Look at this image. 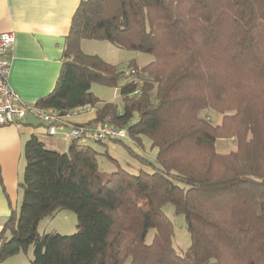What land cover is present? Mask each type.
Instances as JSON below:
<instances>
[{
    "label": "trees",
    "instance_id": "trees-1",
    "mask_svg": "<svg viewBox=\"0 0 264 264\" xmlns=\"http://www.w3.org/2000/svg\"><path fill=\"white\" fill-rule=\"evenodd\" d=\"M107 1H81L62 72L36 104L63 116L91 105L86 125L107 123L138 142L146 136L156 165L136 155L153 171L105 176L93 147L74 140L61 153L33 137L20 208L0 232V264L31 246V264H264V0H114L111 12ZM83 40L154 59L126 76L86 54ZM94 83L118 88L123 110L100 103ZM208 109L221 124L202 115ZM232 138L238 150L219 154L217 140ZM168 203L187 224L183 253L173 246ZM65 210L77 215V233L38 232Z\"/></svg>",
    "mask_w": 264,
    "mask_h": 264
},
{
    "label": "crops",
    "instance_id": "crops-1",
    "mask_svg": "<svg viewBox=\"0 0 264 264\" xmlns=\"http://www.w3.org/2000/svg\"><path fill=\"white\" fill-rule=\"evenodd\" d=\"M81 1L0 0V34L15 35L10 84L26 103L36 104L55 88L63 68L65 40ZM93 118L76 116L69 122L86 125ZM33 137L61 153L73 142L62 135L50 137L46 126L33 116L21 124L0 127V232L11 212L19 209L24 146Z\"/></svg>",
    "mask_w": 264,
    "mask_h": 264
},
{
    "label": "rangeland",
    "instance_id": "rangeland-1",
    "mask_svg": "<svg viewBox=\"0 0 264 264\" xmlns=\"http://www.w3.org/2000/svg\"><path fill=\"white\" fill-rule=\"evenodd\" d=\"M105 9L109 12L116 6L114 0H108ZM82 50L89 55H97L107 63L116 66L119 72L128 70L133 66L139 69L145 67L153 61V56L140 51H130L121 49L108 41L83 40ZM138 70V69H137ZM93 95L103 104H114L119 111L124 108V102L120 96L119 89L106 84L94 83L92 85ZM94 113L85 116H93ZM203 116L208 115L214 124H221L222 116L208 109L203 112ZM62 134L59 133L58 136ZM50 138V137H48ZM80 144L93 147L98 155L99 167L105 176H109L118 170H126L136 174L140 169L152 172V166L140 162L136 155L146 158L150 164L156 165L157 149L152 146L149 138L142 136L140 141H135L128 137L123 144L120 142L108 141L104 143L95 142L86 139H80ZM217 152L222 155L229 154L238 150L237 139H219L216 142ZM115 161H114V160ZM21 196L19 199V208ZM163 211L173 223L175 232L173 236V246L180 253L185 252L191 244L190 235L187 230V224L183 215L176 214L174 205L168 203L163 206ZM78 219L73 211H61L55 216L47 217L42 220L38 226V232L41 235L58 233L64 236H70L77 233ZM155 230H151L147 236V243H151ZM34 260V247L31 246L26 252H21L16 256L7 259L2 264H31Z\"/></svg>",
    "mask_w": 264,
    "mask_h": 264
},
{
    "label": "built area",
    "instance_id": "built-area-1",
    "mask_svg": "<svg viewBox=\"0 0 264 264\" xmlns=\"http://www.w3.org/2000/svg\"><path fill=\"white\" fill-rule=\"evenodd\" d=\"M14 46L15 35L13 32L0 34V127L21 124L29 116H33L46 126L50 137L58 136L61 133L66 141L86 139L95 142H108L128 138L126 130H119L107 123L77 126L69 122L76 116L94 113L95 109L91 105L80 106L63 116L54 108L41 107L37 104L30 105L23 101L10 84ZM123 73L126 76H138L140 71L129 68ZM139 93L138 89L136 94Z\"/></svg>",
    "mask_w": 264,
    "mask_h": 264
}]
</instances>
